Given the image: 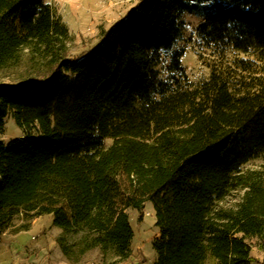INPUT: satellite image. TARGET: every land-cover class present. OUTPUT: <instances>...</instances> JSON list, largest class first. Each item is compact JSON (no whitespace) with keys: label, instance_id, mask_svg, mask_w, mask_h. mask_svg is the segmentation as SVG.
Listing matches in <instances>:
<instances>
[{"label":"trees","instance_id":"obj_1","mask_svg":"<svg viewBox=\"0 0 264 264\" xmlns=\"http://www.w3.org/2000/svg\"><path fill=\"white\" fill-rule=\"evenodd\" d=\"M187 10L210 55L197 82L178 47ZM72 40L50 3L0 0V133L9 117L22 129L0 138V242L18 217L51 213L69 261L75 248L126 261L128 210L142 220L151 202L155 264H251L247 239L264 242V164L245 167L264 160V0H139L81 55Z\"/></svg>","mask_w":264,"mask_h":264},{"label":"rangeland","instance_id":"obj_2","mask_svg":"<svg viewBox=\"0 0 264 264\" xmlns=\"http://www.w3.org/2000/svg\"><path fill=\"white\" fill-rule=\"evenodd\" d=\"M53 7L73 35L70 43L71 55L78 56L94 46L100 39L101 31L109 28L139 0H44ZM185 29L178 47L185 49L182 63L192 81H200L209 74V53L201 49L195 31L202 17L187 10L182 15ZM0 76V81H4ZM22 135V129L13 117L7 118L4 133L0 138L6 141ZM109 143V141H107ZM264 160L254 159L246 164V168L263 166ZM237 195H234L236 198ZM134 238L132 256L123 261L112 252L103 254L99 248L80 252L74 249L73 260L69 261L55 239L62 233L53 224V215L46 213L32 220L18 217L14 226L7 230L0 242V264H155L156 251L152 240L157 234L155 210L151 202H147L144 217L139 218L136 209L128 210ZM28 224L27 227L23 225ZM27 228V229H26ZM82 235L69 237V242H80ZM251 245V264H264V242L257 238H248Z\"/></svg>","mask_w":264,"mask_h":264},{"label":"crops","instance_id":"obj_3","mask_svg":"<svg viewBox=\"0 0 264 264\" xmlns=\"http://www.w3.org/2000/svg\"><path fill=\"white\" fill-rule=\"evenodd\" d=\"M55 241L57 242V238L55 239Z\"/></svg>","mask_w":264,"mask_h":264}]
</instances>
